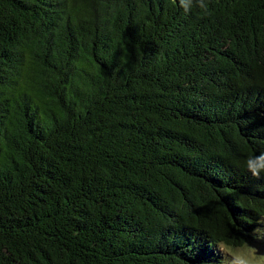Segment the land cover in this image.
Listing matches in <instances>:
<instances>
[{
	"label": "trees",
	"instance_id": "16d2710c",
	"mask_svg": "<svg viewBox=\"0 0 264 264\" xmlns=\"http://www.w3.org/2000/svg\"><path fill=\"white\" fill-rule=\"evenodd\" d=\"M0 0V264H221L264 218V0Z\"/></svg>",
	"mask_w": 264,
	"mask_h": 264
},
{
	"label": "clouds",
	"instance_id": "9594fccd",
	"mask_svg": "<svg viewBox=\"0 0 264 264\" xmlns=\"http://www.w3.org/2000/svg\"><path fill=\"white\" fill-rule=\"evenodd\" d=\"M178 5L185 14H191L193 9L200 13L199 18L211 16L210 0H178ZM246 170L255 178L264 175V152L250 155L245 162ZM257 241H264V218L258 221V226L250 234ZM217 251L221 254V264H264V253L246 240L237 243L223 236L215 242Z\"/></svg>",
	"mask_w": 264,
	"mask_h": 264
},
{
	"label": "rangeland",
	"instance_id": "374dc122",
	"mask_svg": "<svg viewBox=\"0 0 264 264\" xmlns=\"http://www.w3.org/2000/svg\"><path fill=\"white\" fill-rule=\"evenodd\" d=\"M249 244L254 245L260 250L261 253H264V241H257L254 239L253 241L249 242Z\"/></svg>",
	"mask_w": 264,
	"mask_h": 264
}]
</instances>
